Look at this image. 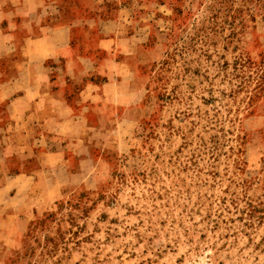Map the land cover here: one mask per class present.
I'll use <instances>...</instances> for the list:
<instances>
[{"label": "rangeland", "instance_id": "obj_1", "mask_svg": "<svg viewBox=\"0 0 264 264\" xmlns=\"http://www.w3.org/2000/svg\"><path fill=\"white\" fill-rule=\"evenodd\" d=\"M64 1L130 123L48 201L2 199L0 264H264V0Z\"/></svg>", "mask_w": 264, "mask_h": 264}, {"label": "crops", "instance_id": "obj_2", "mask_svg": "<svg viewBox=\"0 0 264 264\" xmlns=\"http://www.w3.org/2000/svg\"><path fill=\"white\" fill-rule=\"evenodd\" d=\"M63 2L0 0V204L16 210L90 175L95 135L130 123L124 62L104 43L99 63L74 55Z\"/></svg>", "mask_w": 264, "mask_h": 264}]
</instances>
